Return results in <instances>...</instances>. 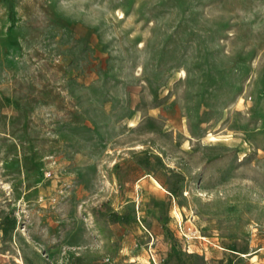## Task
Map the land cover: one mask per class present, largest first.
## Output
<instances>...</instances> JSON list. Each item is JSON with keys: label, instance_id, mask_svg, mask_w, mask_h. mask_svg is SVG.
<instances>
[{"label": "rangeland", "instance_id": "374dc122", "mask_svg": "<svg viewBox=\"0 0 264 264\" xmlns=\"http://www.w3.org/2000/svg\"><path fill=\"white\" fill-rule=\"evenodd\" d=\"M10 2L0 264H264V0Z\"/></svg>", "mask_w": 264, "mask_h": 264}, {"label": "trees", "instance_id": "16d2710c", "mask_svg": "<svg viewBox=\"0 0 264 264\" xmlns=\"http://www.w3.org/2000/svg\"><path fill=\"white\" fill-rule=\"evenodd\" d=\"M5 1L8 4V8H9V10H8L9 11V20H10L11 25H12V23H13V7L11 5L10 0H5Z\"/></svg>", "mask_w": 264, "mask_h": 264}, {"label": "built area", "instance_id": "2783aa9c", "mask_svg": "<svg viewBox=\"0 0 264 264\" xmlns=\"http://www.w3.org/2000/svg\"><path fill=\"white\" fill-rule=\"evenodd\" d=\"M177 226L180 227V226H181V222H178V223H177Z\"/></svg>", "mask_w": 264, "mask_h": 264}, {"label": "crops", "instance_id": "0c3cea01", "mask_svg": "<svg viewBox=\"0 0 264 264\" xmlns=\"http://www.w3.org/2000/svg\"><path fill=\"white\" fill-rule=\"evenodd\" d=\"M6 5H7V8H8V4L6 3ZM8 10H9V8H8Z\"/></svg>", "mask_w": 264, "mask_h": 264}]
</instances>
